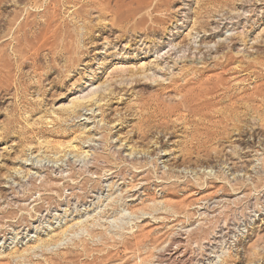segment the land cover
I'll use <instances>...</instances> for the list:
<instances>
[{
	"label": "rangeland",
	"instance_id": "374dc122",
	"mask_svg": "<svg viewBox=\"0 0 264 264\" xmlns=\"http://www.w3.org/2000/svg\"><path fill=\"white\" fill-rule=\"evenodd\" d=\"M166 1L144 35L0 0V264H264V0ZM222 54L206 118L160 109Z\"/></svg>",
	"mask_w": 264,
	"mask_h": 264
},
{
	"label": "bare ground",
	"instance_id": "6f19581e",
	"mask_svg": "<svg viewBox=\"0 0 264 264\" xmlns=\"http://www.w3.org/2000/svg\"><path fill=\"white\" fill-rule=\"evenodd\" d=\"M167 5H168V2L166 0H82V6L80 8V12L83 16H86V14H88L87 8H89L91 11H93L94 13H96L98 15V18H106L109 16L110 18L117 19L118 23L115 25L117 28H121V29L125 28L128 30V32H131L134 34L142 31V33L144 35H148V33H154L155 32V30L152 27L153 25H159V24L163 23V19L158 14L160 13V10L162 8L165 9V7ZM146 9H148V12L146 13V16L148 17L147 19L144 17V15H140L141 12L143 10H146ZM148 23H149V25L147 26ZM175 24H176V22H175ZM115 26H113V27H115ZM113 27H111V29ZM238 53L239 52H236L235 54L237 55ZM219 59H221L222 62L218 63L217 65H218V67H220L221 72L219 74L214 75V76L208 77V79L203 84L198 85L199 87L196 89L189 87L190 85L195 84L193 79H185L184 80L183 79L184 77H183V78H181V80L183 81V82L181 81V84L177 81L178 79L177 80L175 79L176 81L170 80V82H168V84L164 87V90H168V89L174 90L176 93L175 95L177 97H179L180 99L179 100H172L171 101L172 103L167 104V105H164L163 102H160L161 100L155 99L157 106H159L158 102H160L161 105L165 106V107L160 108V109H162V111H165V113H173V112L177 111L178 106H181L183 103H186L187 104L186 109L188 108V110L191 111L193 114H196V116H199L200 114H197V113H199L200 108H202V107L199 106L198 101H200L201 99H203L207 96H211L212 94H215V92H217V90L219 92L220 91L219 89H222L224 91H226L228 89L227 87L229 85V81L226 78V75L228 74L229 70H226V68H227L226 63H227V61L230 60V56H229V54H222V56L219 57ZM260 63H261V60L259 58H255L253 62L246 63V67L248 66L247 68H250L253 65L255 66V65H258ZM242 70H243V68H242ZM245 70H247V69H245ZM148 80H150V79H148ZM156 80H157V78L153 77L152 80H150V81L155 83V82H157ZM258 93H259V95H264V88H260L258 90ZM88 95H89V93H88ZM259 95H257V96L259 97ZM89 96H88V98L86 97L88 100L90 98L94 97L93 95H91L90 97ZM87 99H83V101L87 100ZM206 100H207V98H206ZM200 102H202V101H200ZM68 104H69V107L73 111L77 108L82 107L77 98L71 99V101ZM200 105H202V104H200ZM208 108H209V109H207L208 115H209V117L211 116V119H210L211 121L209 120V122H210V124L213 125V127L223 126L224 124H226L227 122L230 121L229 112H227V111L220 112L219 110H215V108L213 106L208 107ZM167 109H169L170 111L167 112ZM205 112H206V110H205ZM192 113H189V114L192 115ZM200 113H203V112H200ZM164 114H163V116H164ZM187 115H188V113H187ZM212 115L215 116L216 118H219L218 121L213 119ZM178 116H180V115L178 114ZM178 116H177V118H178ZM200 116L202 118L204 116H205V118L207 117L206 115H200Z\"/></svg>",
	"mask_w": 264,
	"mask_h": 264
}]
</instances>
